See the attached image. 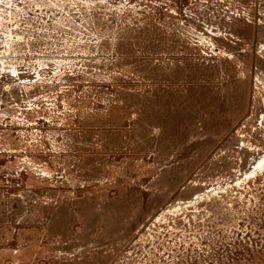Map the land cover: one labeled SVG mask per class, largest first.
<instances>
[{"label":"rangeland","instance_id":"obj_1","mask_svg":"<svg viewBox=\"0 0 264 264\" xmlns=\"http://www.w3.org/2000/svg\"><path fill=\"white\" fill-rule=\"evenodd\" d=\"M9 2L0 264H264V0Z\"/></svg>","mask_w":264,"mask_h":264},{"label":"built area","instance_id":"obj_2","mask_svg":"<svg viewBox=\"0 0 264 264\" xmlns=\"http://www.w3.org/2000/svg\"><path fill=\"white\" fill-rule=\"evenodd\" d=\"M5 1H7V0H0V11L2 10L3 6H5V5L9 6L10 5V2L8 4H6ZM7 14H9V13H7Z\"/></svg>","mask_w":264,"mask_h":264}]
</instances>
